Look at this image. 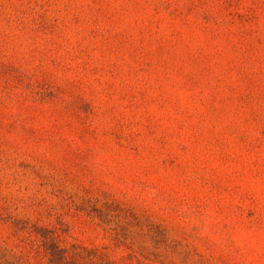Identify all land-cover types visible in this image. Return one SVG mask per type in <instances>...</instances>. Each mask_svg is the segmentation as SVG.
Listing matches in <instances>:
<instances>
[{
  "label": "rangeland",
  "instance_id": "374dc122",
  "mask_svg": "<svg viewBox=\"0 0 264 264\" xmlns=\"http://www.w3.org/2000/svg\"><path fill=\"white\" fill-rule=\"evenodd\" d=\"M0 264H264V0H0Z\"/></svg>",
  "mask_w": 264,
  "mask_h": 264
}]
</instances>
